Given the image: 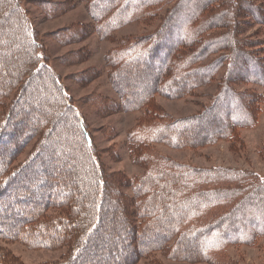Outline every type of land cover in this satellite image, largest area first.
Masks as SVG:
<instances>
[{"label":"trees","instance_id":"16d2710c","mask_svg":"<svg viewBox=\"0 0 264 264\" xmlns=\"http://www.w3.org/2000/svg\"><path fill=\"white\" fill-rule=\"evenodd\" d=\"M103 1L87 0L93 32L103 38L123 22L160 20L144 40L117 43L107 60L122 109L144 111L129 148L142 173L108 172L58 78L42 64L20 0H0V241L66 248L55 264H138L158 252L173 261L225 264L230 247L264 237V176L178 163L157 146H233L242 144L240 130L256 125L264 103V38L245 34L250 23L264 28V0ZM48 5L45 13L66 6ZM224 64L217 92L201 113L175 120L155 104L156 96L179 99L211 82ZM127 77L144 93L131 82L124 87ZM242 83L262 94L240 91ZM32 140V153L12 167L13 156ZM9 221L14 225L6 227ZM0 264L19 263L0 248ZM150 264L162 263L153 256Z\"/></svg>","mask_w":264,"mask_h":264},{"label":"rangeland","instance_id":"374dc122","mask_svg":"<svg viewBox=\"0 0 264 264\" xmlns=\"http://www.w3.org/2000/svg\"><path fill=\"white\" fill-rule=\"evenodd\" d=\"M115 1L106 0L103 1V5L107 6ZM20 2L24 13L27 14L37 33L39 47L42 50L40 52L43 54L42 64L53 71L58 78V83L68 96L70 104L84 122L83 125L86 126L90 134L93 146L99 151L100 160L105 168L109 173H122L129 178L140 175L142 169L134 163L135 156L129 148L131 137H135V133L132 131L136 129L138 120L144 111L143 109L140 111L122 109L123 105L120 106L121 95L117 91L120 87L113 82L118 78H115L116 80L110 78V69L107 68L110 61L107 63V60L110 59L109 52L117 46V43L130 42L135 38L144 40L158 27L159 18L148 19V21L123 22L121 24L123 26L120 25L121 27L116 29L113 35L103 38L93 32V18L87 0H20ZM51 3L66 4V6L64 5L61 11L52 10L50 13H45L44 8L49 9L48 4ZM175 3L170 4V7L167 8L168 11ZM189 10L186 8V12ZM98 11L102 10L98 8ZM159 17L162 18V14ZM182 23L180 31L184 32L181 27ZM263 29L255 23H250L245 36L251 37L253 33H257L262 39L264 38ZM262 42V46H264V41ZM219 55L218 53L209 55L205 62L209 63ZM224 72L225 64L211 82L193 88L185 97L170 99L156 96L155 104L163 113L175 120L199 114L207 107L211 97L216 94L218 82ZM134 74L133 72L129 77H133ZM129 77L125 81L122 78L124 87L127 86L126 84H130V80H133H129ZM131 83L136 86V92L144 93V89L142 91L138 87V82ZM237 89L240 91L250 90L258 95L262 94L259 87L248 83L239 84ZM15 91L16 88L7 98L8 103L16 97ZM95 97L101 99L105 108L101 103L97 105L94 102ZM259 109L256 125L240 130L239 138L242 144L232 146L230 142L223 141L215 145L184 150H173L158 145L157 151L178 163L189 164L201 169L209 167L234 168L264 176V103L260 104ZM17 119L19 120V117ZM184 125L190 130L197 127L193 126L192 122H185ZM194 131L198 130L194 129ZM34 143L35 141L32 140L16 152L12 159V167L20 165L27 159V156L32 153L30 151ZM1 145L2 143H0V150L3 149ZM38 158L40 161L45 159L42 155ZM58 190V195H60L61 189ZM124 191L130 199L134 198L133 192L129 189ZM15 207H19V204ZM47 211V213H57L56 209ZM4 224L7 227L14 225V222H4ZM105 226H107L106 223ZM0 248L4 249L13 259L15 258L19 264H55L68 253L66 248L36 249L22 243L8 241H0ZM153 256L162 264H209L168 260L159 252ZM153 256L143 257L138 264H150ZM94 258L97 260V256ZM224 260L225 264H264V237L252 246L230 247L226 251Z\"/></svg>","mask_w":264,"mask_h":264}]
</instances>
